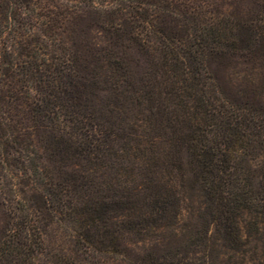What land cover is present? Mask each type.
Masks as SVG:
<instances>
[{"label": "trees", "instance_id": "trees-1", "mask_svg": "<svg viewBox=\"0 0 264 264\" xmlns=\"http://www.w3.org/2000/svg\"><path fill=\"white\" fill-rule=\"evenodd\" d=\"M207 4L0 0V264H264V8Z\"/></svg>", "mask_w": 264, "mask_h": 264}, {"label": "rangeland", "instance_id": "rangeland-1", "mask_svg": "<svg viewBox=\"0 0 264 264\" xmlns=\"http://www.w3.org/2000/svg\"><path fill=\"white\" fill-rule=\"evenodd\" d=\"M194 5H201V2H205L208 3L207 6L209 7H221L223 9L228 10V8H232V9H236V11L238 12V14H244L250 10H256V9H263L264 8V0H192ZM86 24V20L81 19L76 23L75 28H77V32L80 31V29H84L85 31L87 30L85 27ZM90 34H94L93 30L90 31ZM81 36H85L81 33ZM88 36V35H87ZM200 52L203 54V58L205 59L211 52L213 51H219V47L214 45V44H203L201 47ZM242 63L237 61L236 59H228V58H212L209 61V67L211 72L215 75L219 85L221 86V88L226 92V93H234L238 86H246V84H244L243 82V77L241 75H238L235 72L236 69L241 68L242 67ZM96 95L93 98L94 103L98 106L100 104V99H104L105 98V91H100V90H96ZM88 95V93H86ZM219 126V125H218ZM218 126H216L215 128H218ZM225 128V127H224ZM227 130H239L242 131L246 136H251L250 135V130L252 129V123H248L246 127H239V126H235V123H231L229 125L226 126ZM5 173L4 171H1V174ZM8 175V173H6ZM92 177V176H91ZM6 180H9V177H6ZM11 180V179H10ZM49 181L50 182H55V180H61L58 177H40L38 180V183H43L44 181ZM93 180H97L96 178ZM92 186L94 187V189L98 188V183L97 182H93ZM2 193V192H1ZM13 195H15V192H12ZM16 197V196H14ZM77 196L75 194L71 195V199L72 202L75 200ZM63 210L66 212L69 209V207L67 205H63ZM9 212H8V208L5 206V204L2 201V198L0 197V236L7 230L9 223ZM58 227L52 226L50 232H49V239L51 243H55V242H62L64 244H66L68 246L69 241H68V236H63L62 232H60ZM53 253L55 255H58L59 253H61L59 247L57 245L54 246L53 248ZM1 257H3L4 259L8 260L9 263L11 264H17L19 262V260H21L22 258V253L20 251L19 248L17 247H9L8 249H6L3 253H1Z\"/></svg>", "mask_w": 264, "mask_h": 264}]
</instances>
